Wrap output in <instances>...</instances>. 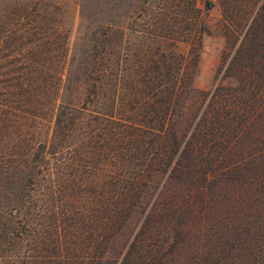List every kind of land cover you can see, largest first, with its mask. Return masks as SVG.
<instances>
[{
	"label": "rangeland",
	"instance_id": "374dc122",
	"mask_svg": "<svg viewBox=\"0 0 264 264\" xmlns=\"http://www.w3.org/2000/svg\"><path fill=\"white\" fill-rule=\"evenodd\" d=\"M140 1L0 0V54L17 52V61L55 82L48 94L53 106L32 108L41 117L43 141L52 133L54 103L81 105L102 64L108 65L97 90L103 100L88 108L114 109L116 117L141 123L151 109L145 101L155 97L147 83L158 89L161 113L175 99L169 127L179 149L167 168L157 166L168 159V146L156 138L131 154L139 195L116 234L99 246L106 264H133L127 253L141 229L134 252H141V264H264V55L237 52L264 0H196L199 20L181 39L138 31L175 15L181 0H168L163 10ZM106 22L124 32L110 35L123 44L107 48V60L94 46L96 28ZM257 36H263L264 54V32ZM119 50L126 76L113 95ZM237 55L243 65H254L245 84L233 62ZM219 93L228 105L223 116L237 123L217 129L213 116L207 126L197 125ZM160 123L154 127L161 129Z\"/></svg>",
	"mask_w": 264,
	"mask_h": 264
},
{
	"label": "trees",
	"instance_id": "16d2710c",
	"mask_svg": "<svg viewBox=\"0 0 264 264\" xmlns=\"http://www.w3.org/2000/svg\"><path fill=\"white\" fill-rule=\"evenodd\" d=\"M148 2L139 4L159 10L168 7V0ZM181 2L175 15L138 31L185 38L187 30L195 26L193 21L199 20V8L196 0ZM211 6V2L205 3L207 9ZM261 7L237 50L253 59L264 55L258 43L263 42V36L256 39L259 31L264 32ZM125 28L130 29L127 25ZM121 30L109 22L97 26L94 46L105 50L104 59L107 60L106 50L112 45L121 49V40L113 43L110 39L114 31ZM120 51L115 60L113 95L126 76ZM16 59L14 51L0 54V264H106L99 246L116 234L139 195L135 191L136 179L131 176V154L143 140L145 144L156 138L168 146V159L159 161L157 166L167 168L179 149L181 142L169 127L174 121L169 110L175 99L170 98L167 111L161 113L158 89L147 83L146 89L155 97L145 101L151 109L141 123L116 117L114 109L107 113L88 108L103 100L97 90L102 88L108 65L102 64L95 68L93 89L88 90L81 105L54 103L52 133L43 141L38 131L41 117L36 111L47 104L53 106V98L48 94L55 90V82L43 81L39 76L43 71ZM233 62L246 83L254 65H243L239 55ZM163 68L161 72L166 73L168 67ZM219 95L207 103L197 125L207 126L213 116L217 129L237 123L223 116L222 111L228 105ZM155 122H161V129L154 127ZM175 165L173 168L177 170ZM141 233L142 229L134 240L133 250L127 253L133 255V264L142 262L138 256L141 252L134 254Z\"/></svg>",
	"mask_w": 264,
	"mask_h": 264
}]
</instances>
